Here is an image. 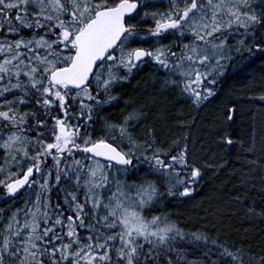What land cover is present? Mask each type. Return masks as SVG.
Wrapping results in <instances>:
<instances>
[{"label": "snow or ice", "instance_id": "obj_1", "mask_svg": "<svg viewBox=\"0 0 264 264\" xmlns=\"http://www.w3.org/2000/svg\"><path fill=\"white\" fill-rule=\"evenodd\" d=\"M255 53L264 0H0V264H264V249L146 216L196 190L187 137L160 142L146 108L100 116L147 64L164 73L161 92L199 109ZM250 120L240 179L264 184V117Z\"/></svg>", "mask_w": 264, "mask_h": 264}, {"label": "trees", "instance_id": "obj_2", "mask_svg": "<svg viewBox=\"0 0 264 264\" xmlns=\"http://www.w3.org/2000/svg\"><path fill=\"white\" fill-rule=\"evenodd\" d=\"M162 77L164 73L152 64L134 71L128 81L113 88L112 94L118 100L105 106L100 113L102 119L119 123L132 109L146 108L151 119L145 125L155 130L160 142L168 144L187 137L190 162L202 173L196 190L190 197L165 196L151 212L146 210L145 215L166 216L186 232H207L213 239L218 237L225 243L251 248L253 254L260 253L264 249V215H261L264 212V184L256 176L243 185L240 172L249 171L252 159L244 153V147L249 141L253 110L257 127L264 117V100L260 99L264 95V58L255 53L248 60L245 54L243 63L234 62L218 82L216 95L199 109L168 91L161 92ZM230 107L237 108L231 123L225 117ZM142 127L137 125L134 134L140 135ZM224 133L235 141L232 146L220 142ZM259 164L264 165V160ZM145 171L142 168L138 175ZM132 179L130 177L129 182ZM4 196L5 193L0 191V198ZM21 200L22 197L17 198V207L21 206ZM0 208L6 209L7 204L0 203Z\"/></svg>", "mask_w": 264, "mask_h": 264}, {"label": "rangeland", "instance_id": "obj_3", "mask_svg": "<svg viewBox=\"0 0 264 264\" xmlns=\"http://www.w3.org/2000/svg\"><path fill=\"white\" fill-rule=\"evenodd\" d=\"M229 43H231L230 40H229ZM163 78H164V77H162V79H163ZM178 98H179V97H178ZM179 99L182 100L181 98H179ZM184 101H185V100H184ZM187 144H188L189 157H190V153H191L190 146H189L190 144H189V143H187ZM190 161H191V160H190ZM190 163H192V162H190ZM196 186H197V185H196ZM196 186H195V187H196Z\"/></svg>", "mask_w": 264, "mask_h": 264}]
</instances>
